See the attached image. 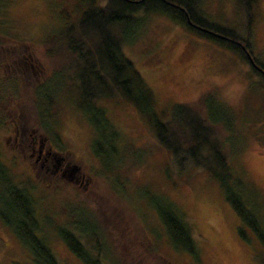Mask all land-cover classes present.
I'll return each mask as SVG.
<instances>
[{"label":"rangeland","instance_id":"obj_1","mask_svg":"<svg viewBox=\"0 0 264 264\" xmlns=\"http://www.w3.org/2000/svg\"><path fill=\"white\" fill-rule=\"evenodd\" d=\"M212 1L206 2L205 7L216 18L225 23H238L235 0ZM76 2L78 0H8V4H0V115L6 120L0 125V154L15 183L41 198L38 209L43 211L40 218L45 216L43 224L55 223L60 229L74 217L79 220L81 229L105 232L107 227L99 220L94 222L92 217L97 214L95 210L101 211L104 215L99 213L97 218H106L109 223L112 255L122 258L123 264H163V257L171 264H260L255 253L261 244L252 231L255 244L241 237L240 219L217 178L207 172H197L185 184H172L164 170L168 155L157 142H150L155 135L154 127L133 103L123 99L105 102L109 116L121 130L117 136V139L121 137L119 147L129 149V161H142L121 177L123 181L119 184L127 182L124 191L118 190L120 187L103 175L102 160L92 147L94 128L82 110L69 105L70 80L61 86L48 84L55 98L69 103L59 108L57 121L43 124L32 93L34 85L50 72L43 39L60 24L61 4L72 9ZM78 13L75 11L73 16ZM255 13L253 41L256 53L261 54L264 61V0H259ZM126 50L152 86L162 118L173 103L193 100L203 90L216 86H220L222 97L240 110L245 103L243 112L256 119L243 122L245 127L250 124L252 133L247 138L248 147L232 158V164L264 195L261 76L232 50L161 11L147 14L136 41L128 43ZM81 88L87 92V87ZM16 129L26 132L22 143L13 141ZM44 131L67 159L82 166L88 180L81 184L72 179L62 182L58 175L34 163L40 142L38 140L34 146L32 140L38 139L36 135ZM14 151L15 165L8 157L12 158ZM3 193L0 189V196ZM165 193L189 216L198 243L197 254L178 249L172 243L153 205L163 200ZM2 207L0 202V264H34L29 248L22 243L16 229L4 222ZM48 235L62 264H85L57 233L48 232ZM106 261L112 263L109 258Z\"/></svg>","mask_w":264,"mask_h":264},{"label":"trees","instance_id":"obj_2","mask_svg":"<svg viewBox=\"0 0 264 264\" xmlns=\"http://www.w3.org/2000/svg\"><path fill=\"white\" fill-rule=\"evenodd\" d=\"M206 2L210 4L213 1L78 0L72 9L61 4L58 10L60 24L43 39L50 72L34 85L32 93L46 126L50 121H57L59 108L69 103L55 98L56 95L49 92L48 84L52 82L61 86L70 80L69 105L82 110L92 124V147L102 160L103 175L119 186L117 189L120 191L127 188V182L119 184L123 181L121 177L137 168L142 161H129V149L119 147L121 137L117 139V136L121 130L109 116L105 102L123 99L133 103L154 127L155 135L150 142H157L168 155L164 170L172 184H185L197 172H207L217 178L240 219L239 234L255 244L250 231L255 233L261 244V248H256L255 257L264 264V195L232 164V158L248 147L247 138L252 133L250 124L245 127L243 122H254L256 118H250L243 112L245 103L240 110L224 99L220 86L203 90L193 100L173 103L164 117H160L152 86L126 50L128 43L136 41L147 14L161 11L238 54L261 76V86H264V61L262 55L256 53L253 41L259 0H235L239 14L236 24L220 21L207 10ZM0 4L6 5L8 0H0ZM75 11L79 13L73 16ZM81 86L87 87V92ZM0 117L2 125L5 119ZM8 167L0 158V189L5 193L0 196L3 205L1 216L4 222L16 229L22 243L29 248L34 264L63 263L48 232L57 233L85 264H108L107 258L112 260L111 264H123L122 258L112 255L111 228L106 218H97L99 213L104 215L101 211L95 210L97 214L92 217L94 222L99 220L107 227L105 232L81 229L79 220L73 216V220H67L60 229L55 223L53 226L50 222L43 224L45 216L40 218L43 211L38 209L41 198L34 197L30 190L15 183ZM153 205L175 247L197 254L194 229L184 209L166 193L163 200H157ZM69 214L72 215L71 212ZM161 261L171 264L167 257Z\"/></svg>","mask_w":264,"mask_h":264},{"label":"flooded vegetation","instance_id":"obj_3","mask_svg":"<svg viewBox=\"0 0 264 264\" xmlns=\"http://www.w3.org/2000/svg\"><path fill=\"white\" fill-rule=\"evenodd\" d=\"M4 122L6 123V120H4ZM13 122L15 123V119H13ZM16 130L17 131L14 132V135H12V137L14 138L13 141L22 143V138H25L27 136L26 132L24 130ZM44 133H38L36 135L38 139L32 140L34 146L38 140L40 142L38 153L36 155L34 163L39 164L40 167L45 168L49 173L58 175V177L61 178L60 180L62 182L64 181L63 179H72L75 182H79L81 184L84 183L85 179L88 180V178L86 177L87 173L83 171L82 166L75 162H72L70 159H67V156L61 153L60 149L53 144L48 134L45 131ZM34 149L36 150V147H34ZM35 153L36 152L33 151V156ZM8 157L11 163L15 165V151L13 152L12 158L11 156ZM0 158L3 160L2 154H0Z\"/></svg>","mask_w":264,"mask_h":264}]
</instances>
